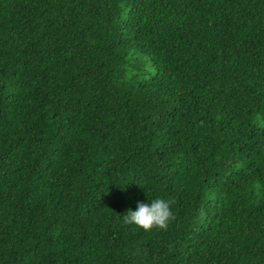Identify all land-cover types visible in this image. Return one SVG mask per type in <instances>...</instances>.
<instances>
[{"label": "trees", "instance_id": "obj_1", "mask_svg": "<svg viewBox=\"0 0 264 264\" xmlns=\"http://www.w3.org/2000/svg\"><path fill=\"white\" fill-rule=\"evenodd\" d=\"M0 264H264V0H0Z\"/></svg>", "mask_w": 264, "mask_h": 264}, {"label": "clouds", "instance_id": "obj_2", "mask_svg": "<svg viewBox=\"0 0 264 264\" xmlns=\"http://www.w3.org/2000/svg\"><path fill=\"white\" fill-rule=\"evenodd\" d=\"M171 202L155 199L151 203L139 202L135 211L129 210L123 217L124 223L134 224L145 232L153 228L166 230L174 215L170 207Z\"/></svg>", "mask_w": 264, "mask_h": 264}]
</instances>
